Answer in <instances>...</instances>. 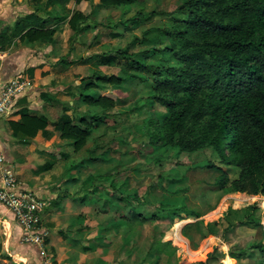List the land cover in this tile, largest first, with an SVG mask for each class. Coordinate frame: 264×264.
<instances>
[{
  "label": "rangeland",
  "instance_id": "374dc122",
  "mask_svg": "<svg viewBox=\"0 0 264 264\" xmlns=\"http://www.w3.org/2000/svg\"><path fill=\"white\" fill-rule=\"evenodd\" d=\"M32 1L38 3L31 7V11L34 8L44 18L49 11L56 10L47 7V0ZM183 1L138 0L134 7L106 8L101 6L100 0H83L80 4L71 0L65 13L70 16L74 11H82L88 15L91 28L74 37L67 20L60 22L63 32L57 35L55 49L49 47L50 43L22 48L29 53L45 51L48 56L45 61L49 65L38 72L41 76L33 80L35 72L27 71V65L22 63L18 71H12L11 76L2 80V84L19 78L29 82V92L36 98L41 92L50 94L55 102L45 104L55 108L50 112L52 129L53 123L63 115L64 107L76 118L84 117L91 121L98 115L105 119L92 130L88 144L80 152H74L71 142L60 139L55 130L52 131L55 135L52 145L45 149H49L52 156L59 155L58 162H85L82 175L93 176L90 181L92 191L100 192L102 198L109 195L118 197L113 198L115 205L111 210L114 212L112 217L118 220L114 229L122 231L113 235L117 240L112 247L117 261L112 264H196L207 261L209 255L210 264H227L230 252L245 250V255L238 260L233 259V264H264L258 250L251 248L260 241L264 243V196L229 193L217 188L219 172L209 168L208 164L227 167L220 164L214 149L179 154L175 147L153 145L149 139V123L151 119L161 122L165 110L153 105V92L143 79L121 86L101 84L100 88L86 92L94 97L105 95L117 100L115 108L109 112L91 108L79 98L84 87L83 78L91 77L97 71L102 75L121 76L122 68L130 66V61L119 56L117 50L140 53L138 59L148 54L149 62L155 61L154 48L162 49L172 44L159 32L170 24L169 17L162 13L173 12ZM140 11L158 15L148 21L132 19ZM7 24L0 23V31ZM20 48V45L16 46L11 53ZM104 55L116 56L115 62L105 65ZM3 70L0 65V75ZM88 149L94 152L91 154ZM90 158L96 160L93 162ZM229 175L231 179L236 178L238 169L233 167ZM18 180L33 189L31 182L19 176ZM129 196L134 207L119 201ZM179 208L192 211L199 217L190 218L183 214L182 220L153 218L154 213L162 210L173 212ZM131 209L144 219L135 221L128 217ZM124 218L129 222L123 230L119 220ZM179 221H182L180 228L189 225L190 239L172 241L174 245L159 250L161 257H158L160 240L166 233H174ZM242 222L249 223L245 226ZM258 222L261 226L255 228L254 224Z\"/></svg>",
  "mask_w": 264,
  "mask_h": 264
},
{
  "label": "trees",
  "instance_id": "16d2710c",
  "mask_svg": "<svg viewBox=\"0 0 264 264\" xmlns=\"http://www.w3.org/2000/svg\"><path fill=\"white\" fill-rule=\"evenodd\" d=\"M69 1L47 0V7L56 10L49 11L45 19L37 12L19 19L10 33L0 35V49L17 41L52 43L61 31L59 23L66 20L74 37L89 30L88 15L80 10L70 16L65 13ZM82 1L76 0V3ZM100 4L106 8L134 7L138 0H100ZM156 15V12L143 14L140 11L132 19L148 21ZM162 15L169 17L170 24L159 32L172 44L154 48L153 62H149L148 54L138 59L140 53L117 50L119 56L130 61V66L122 68L121 76L102 75L97 71L83 78L79 98L91 108L109 112L115 108L117 100L105 95L94 97L86 92L100 88L101 84L121 86L143 79L153 92V105L165 110L161 122L151 119L149 123V139L153 145L175 147L179 154L214 149L220 164L227 167L208 164L219 172L217 188L229 193L264 196V0H184L173 12ZM51 21L57 23L50 25ZM103 57L105 65L116 60L112 55ZM40 98L54 100L43 92ZM69 111L64 107L63 115L53 127L60 139L71 142L77 153L86 147L96 125L105 119L98 115L91 121L76 118ZM17 114L19 120L8 122L15 138L33 140L39 133L50 137V120L46 116L31 113L28 108H22ZM50 167L46 164L40 170ZM233 167L238 169V176L231 179L229 170ZM92 179L93 176L90 181ZM119 201L134 207L130 196ZM183 214L199 217L179 208L154 213L153 218L182 220ZM130 215L128 217L135 221L144 219L134 209L130 210ZM248 223L241 224L247 226ZM260 226L259 222L254 224L255 228ZM187 227L189 225L183 227L182 234L190 239ZM251 248H256L264 258L263 242ZM245 253L246 250L229 255L238 260ZM209 259L196 264H210Z\"/></svg>",
  "mask_w": 264,
  "mask_h": 264
},
{
  "label": "crops",
  "instance_id": "0c3cea01",
  "mask_svg": "<svg viewBox=\"0 0 264 264\" xmlns=\"http://www.w3.org/2000/svg\"><path fill=\"white\" fill-rule=\"evenodd\" d=\"M37 3L32 0H0V23H9L5 29L0 31V35L6 31L10 33L19 19L35 12L34 8L31 11V7ZM37 14L41 16L40 13ZM41 17L44 18V16ZM55 23L51 21L50 25H55ZM62 32L63 27L61 26L58 34ZM57 35L55 41L50 43L49 47L52 50L56 48ZM41 44L45 43L17 41L10 47L0 49V65L4 68L0 75V88L4 82L2 80L11 76L12 71H18L22 63L27 65V71L35 72L36 77L33 80L41 76L38 72H42L43 69L48 68L46 65H49L45 61L48 57L45 51L29 53L22 49L39 47ZM19 45L20 50L11 53V50ZM12 55L14 58H11ZM6 67L9 68L5 69ZM29 91L31 92V89ZM29 91L18 100L12 113L0 120V147L5 157V165L14 170L21 179L31 182L34 186L32 190L48 203L42 215V223L49 233L47 249L53 256V264H112L117 261L114 260L116 254L112 248L117 240L113 238V235H119L122 231L114 229L118 225V220L115 216L112 217L114 212L111 210L115 205L113 198L118 199V197L113 196L112 198L109 195L102 198L100 192L92 191L90 188L91 175H82L85 169V164L82 162H58L59 155L56 157L50 155L51 151L45 148L51 146L53 138L58 135L56 131L55 135L52 134L54 129L51 127H49L50 137H43L39 133L33 140L24 141L13 136L8 122L19 120L20 115L17 112L22 108H28L31 113L44 115L49 120L51 119L50 112L55 109L45 104V102L54 103V100L41 99L42 92L39 98H36V95ZM46 164H50L51 167L46 171H41L40 168ZM120 221L122 229L129 222L127 218L120 219ZM182 229L179 227L174 233H166L160 240L158 252L164 247L174 245L172 241H177V233L181 237L180 240L186 239L182 234ZM168 234L172 238L168 239ZM22 235L23 231L15 217L0 205V264H43L39 251L32 245L24 244ZM121 245H124L123 242ZM157 256L161 257L160 252Z\"/></svg>",
  "mask_w": 264,
  "mask_h": 264
},
{
  "label": "built area",
  "instance_id": "2783aa9c",
  "mask_svg": "<svg viewBox=\"0 0 264 264\" xmlns=\"http://www.w3.org/2000/svg\"><path fill=\"white\" fill-rule=\"evenodd\" d=\"M29 82L12 78L0 89V120L12 113L18 100L29 91ZM0 205L16 219L23 231L22 242L39 251L43 264H53V256L47 249L49 233L44 229L42 214L48 203L34 190L22 185L18 176L5 165L0 147Z\"/></svg>",
  "mask_w": 264,
  "mask_h": 264
},
{
  "label": "bare ground",
  "instance_id": "6f19581e",
  "mask_svg": "<svg viewBox=\"0 0 264 264\" xmlns=\"http://www.w3.org/2000/svg\"><path fill=\"white\" fill-rule=\"evenodd\" d=\"M222 206V205H221ZM235 207V206H234ZM182 224V221H179L177 224H176V229L180 226ZM170 238H172L169 234H168V239H170ZM176 238H177V240H180V235L177 233V235H176ZM170 242V241H169ZM184 246V245H183ZM226 262H227V264H233V259H232V257H230V256H228L227 258H226Z\"/></svg>",
  "mask_w": 264,
  "mask_h": 264
}]
</instances>
